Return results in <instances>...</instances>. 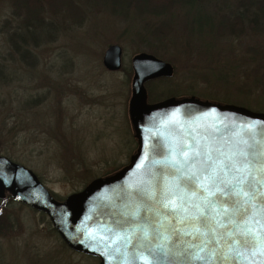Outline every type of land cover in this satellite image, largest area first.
<instances>
[{
    "label": "rangeland",
    "instance_id": "obj_1",
    "mask_svg": "<svg viewBox=\"0 0 264 264\" xmlns=\"http://www.w3.org/2000/svg\"><path fill=\"white\" fill-rule=\"evenodd\" d=\"M76 1L84 13L80 24L63 19V7L45 2L54 40L33 49L37 64L28 67L10 45L23 15L11 0H0V71L13 77L0 80V155L32 169L54 196L63 199L128 163L135 148L128 100L136 53L155 51L174 68L171 77L145 84L149 102L195 95L264 112V23L262 30L234 29L239 34L206 30L208 14L216 16L210 19L216 30L219 13L229 14L234 0L196 2L161 17ZM159 22L171 25L161 40L149 31ZM199 23L205 26L201 33L191 27ZM114 43L122 47V67L108 71L102 56ZM0 210L6 218L0 264H98L67 248L44 213L4 199Z\"/></svg>",
    "mask_w": 264,
    "mask_h": 264
},
{
    "label": "water",
    "instance_id": "obj_2",
    "mask_svg": "<svg viewBox=\"0 0 264 264\" xmlns=\"http://www.w3.org/2000/svg\"><path fill=\"white\" fill-rule=\"evenodd\" d=\"M102 64L118 71L122 47L108 45ZM131 68L128 116L137 147L128 163L58 200L32 169L0 155V199L9 193L14 202L44 213L67 247L96 257L98 264H264V213L253 209L244 221L236 217L227 228L215 225L209 236L192 240L173 229L180 215L192 214L191 203H200V196L190 197L187 212L173 213L160 203L175 185L176 166L195 152L201 153L197 162L209 153L212 160L264 159V112L195 95L149 102L146 82L171 77L173 65L139 52ZM253 167L257 175L260 164ZM221 178L232 177L225 170Z\"/></svg>",
    "mask_w": 264,
    "mask_h": 264
},
{
    "label": "snow or ice",
    "instance_id": "obj_3",
    "mask_svg": "<svg viewBox=\"0 0 264 264\" xmlns=\"http://www.w3.org/2000/svg\"><path fill=\"white\" fill-rule=\"evenodd\" d=\"M184 155L187 157V153ZM200 155V152H195L192 157L177 165L173 175L174 187L161 194L162 207L173 213L177 208L181 212H187L184 206L190 197L199 195L201 198L200 203H191L192 214L180 215L176 220L179 226L173 230L177 236L202 239L216 231L215 225L227 228L237 222L236 217L244 221L246 216L252 214L253 209L264 213V159L249 160L241 155L225 160H212L209 153L207 160L197 162L196 157ZM197 163L201 166L197 167ZM256 163L260 164V171L253 175L256 171L253 165ZM225 170L231 175V179L221 178ZM253 184L256 185L255 188ZM218 216L223 223L217 219ZM252 218L255 220V217ZM256 222L259 223L258 220ZM188 227H191V231L185 230ZM196 258L200 259L199 256Z\"/></svg>",
    "mask_w": 264,
    "mask_h": 264
},
{
    "label": "trees",
    "instance_id": "obj_4",
    "mask_svg": "<svg viewBox=\"0 0 264 264\" xmlns=\"http://www.w3.org/2000/svg\"><path fill=\"white\" fill-rule=\"evenodd\" d=\"M79 1H82L83 3L86 4L90 1H92V3L101 1L104 3V5L108 6L113 13H118V12L127 13L129 10H133L138 15L161 17L166 13L172 15L171 13L173 12V9H175L176 7H181L182 9H185L186 7L191 6L193 3L196 2L203 3L204 1L207 0H79ZM45 2L50 4V6L52 3H54L56 5L58 4L59 6L63 7L64 8V13L62 15L63 19L64 17H68L71 18V21L80 24L84 18V13L81 10L79 2H77L76 0H11L15 13L21 14V16L23 15V18L19 27V29H21V32L17 33L16 31H14L15 38L11 36L10 45L12 50L15 53L19 54L20 61L24 62V64L28 67H35V65L37 64V58L33 53V49L36 50L42 43H48L54 40L52 39L53 37H51V31L53 29L51 28L50 24L46 23V19H45V14H46ZM256 5L259 10V26H260L259 28L260 30H262L263 28L261 24L264 23V0H258V3ZM207 23L208 26L206 27V30L213 32L214 33L213 35L217 34L221 36V34L224 32L231 33L235 31L234 29L231 28H228L227 31L224 30V27H222V25L219 22L216 25L217 29L214 30L215 24L210 23V18ZM196 26L192 25L191 27L193 30H195L198 33H201L205 29V26L202 23H199ZM170 30H171L170 23H163V22L154 24L153 26H151V29H149L152 35L158 40H161L166 36H168ZM152 53L154 55L156 54L155 51L154 52L152 51ZM1 67L2 66H0V68ZM10 79H13L11 75L4 77L1 75V71H0L1 82L8 83V81L6 80H10ZM160 79L162 78L150 80L146 84L150 85L151 83H154L155 81H158ZM260 86L264 90V83L262 81L260 83ZM37 104H38L37 100L28 102V105L31 106L32 105L35 106ZM132 136H133V131H132ZM108 174L110 173H106L104 175H108ZM55 198L58 200L62 199L56 196ZM3 199L8 200V202L13 201L9 193H6ZM3 212H4L3 210H0V222L3 221V223L6 224V221H4L6 220V218L5 215H3ZM53 231L56 233L55 229H53ZM63 244L66 246L64 242Z\"/></svg>",
    "mask_w": 264,
    "mask_h": 264
},
{
    "label": "flooded vegetation",
    "instance_id": "obj_5",
    "mask_svg": "<svg viewBox=\"0 0 264 264\" xmlns=\"http://www.w3.org/2000/svg\"><path fill=\"white\" fill-rule=\"evenodd\" d=\"M233 8L230 10V13L228 14V10L224 13H219L218 22L222 25L224 28H231V29H240L239 27L246 26L248 28L256 29V27L259 26V10L257 7L258 0H234L233 2ZM225 8H229L228 3L225 2ZM210 19H217L214 17V13L211 12L208 14ZM213 18H211V16ZM241 32V31H240ZM234 34H239L233 31ZM163 78V77H160ZM158 79V78H156ZM154 80V79H153ZM170 97V96H169ZM137 145L135 141V148L131 152L130 156L135 152ZM129 156V158H130ZM121 168V167H120ZM3 221L0 222V229L3 227Z\"/></svg>",
    "mask_w": 264,
    "mask_h": 264
}]
</instances>
